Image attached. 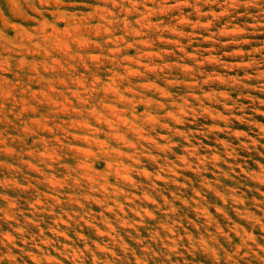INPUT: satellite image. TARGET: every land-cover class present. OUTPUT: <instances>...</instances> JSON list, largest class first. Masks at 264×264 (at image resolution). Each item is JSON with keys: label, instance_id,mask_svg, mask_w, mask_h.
Returning a JSON list of instances; mask_svg holds the SVG:
<instances>
[{"label": "rangeland", "instance_id": "rangeland-1", "mask_svg": "<svg viewBox=\"0 0 264 264\" xmlns=\"http://www.w3.org/2000/svg\"><path fill=\"white\" fill-rule=\"evenodd\" d=\"M0 264H264V0H0Z\"/></svg>", "mask_w": 264, "mask_h": 264}]
</instances>
